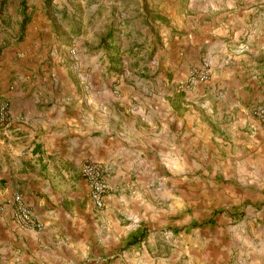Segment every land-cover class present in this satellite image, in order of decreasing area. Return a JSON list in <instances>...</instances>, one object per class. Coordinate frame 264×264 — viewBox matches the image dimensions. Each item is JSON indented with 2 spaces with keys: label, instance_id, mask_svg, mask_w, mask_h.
<instances>
[{
  "label": "crops",
  "instance_id": "0c3cea01",
  "mask_svg": "<svg viewBox=\"0 0 264 264\" xmlns=\"http://www.w3.org/2000/svg\"><path fill=\"white\" fill-rule=\"evenodd\" d=\"M115 4L122 16L110 9L99 26L91 13L69 42L78 55L63 58L60 38L80 25L76 0H0V103L11 102L13 118L0 124V264H103L97 257L136 231L164 225L177 234L180 264L189 248L201 264H264V121L254 112L264 106V0ZM120 35L151 46L149 57L126 61L133 50L117 47ZM106 46L125 54L112 73ZM203 61L210 79L181 90ZM86 160L106 169L101 209L81 173ZM16 194L42 230L15 218ZM210 218L188 245L189 224ZM137 245L131 264H170Z\"/></svg>",
  "mask_w": 264,
  "mask_h": 264
},
{
  "label": "rangeland",
  "instance_id": "374dc122",
  "mask_svg": "<svg viewBox=\"0 0 264 264\" xmlns=\"http://www.w3.org/2000/svg\"><path fill=\"white\" fill-rule=\"evenodd\" d=\"M76 2H77V5H79L78 12L80 13L79 14L80 17L79 16L78 17L80 20V25H78L79 28H77L76 31H74V37L69 38V37H67V35H63L62 38H60L61 45L58 48L61 50L59 51V55L63 58L66 57V55H68V56L72 55L73 56L72 49H75V47H71L73 43H72V41H71V43H69L70 39L76 38L79 40V37L84 32L83 26L87 25L86 21H87V18H89L91 13L93 14V15L91 14L93 18H97V25H99L98 19H100L102 17V15H108L110 13V9H113V12H111V13L117 17H121L122 16L121 14L123 12H125L124 8L121 10H119V9L116 10L117 6L115 3H117L118 0H76ZM112 7H114V8H112ZM95 8L99 12L98 15H95V13H94ZM84 14H86L85 18L83 16ZM97 25L95 26V23H94L93 27L95 29H98L100 25L98 27H97ZM135 35H137V34H135ZM119 37H120L119 43H118L119 46H117L119 49H122L124 52H126L128 50V48H132V50H133L132 51L133 54H131V55L129 54V55L130 56L134 55V56L130 59H128L126 57V61H129V60L134 61V58L137 55L144 56V58L149 57L148 53L152 52L151 46H147V45L143 44V42H141L140 45H138V44L132 45L131 43H133L134 40H137V39H135V37L133 35L131 36V38H129L128 36L127 37L125 36L124 38H122L121 35ZM138 41H141V40H138ZM67 46H70V48ZM117 47H115V46H112L109 48H108V46L103 47L105 49L104 53H107V56L106 55L105 56H106V60L108 59V61H107V63L105 61L104 64L102 62H100V63H102V65H105V63L108 65L110 64L108 66L109 69L107 70L108 73L115 72L117 70V67H121V66H118L119 63L117 64L115 62H112V59L113 58L119 59V58H121L120 56H123V55L125 56V54L122 53L121 50H118ZM247 48H248L247 46H242L240 50L242 52H244L247 50ZM83 50H85V49L83 48L80 51L81 55L83 53L86 55H89V52H86ZM100 50L101 49H97L96 52L91 51V53L92 54L98 53V52H100ZM53 51L55 52V49H53ZM136 51L139 52V54H136ZM76 55H78V51L76 52ZM47 56H48L47 60H49V62H50L49 66L51 67V66H53V63H55L51 59V57H52L51 50H50V52H48ZM144 63H145V61H143L142 63L140 62L139 64L143 65ZM122 67H123V65H122ZM141 68L146 69V65H143ZM129 69H131V68H129ZM123 71L125 72L124 68H123ZM199 175L200 174H197L194 176L197 177ZM191 178H193L192 175H191ZM157 208L161 209L162 205H157ZM197 208H198V206H194L193 204H189L188 209H187V213L190 216H193L194 214L198 213ZM217 212L218 211H215V213H217ZM209 224H212L211 218L205 219L202 221L194 219V221H192L189 224L188 230H187L189 236H191L188 239V245H190V243H193V239L196 237V234L192 233L193 230H195L199 227H203L205 225H209ZM161 228H163V231H160L159 226H156L155 230H153V228H151V232H146V237L144 238L145 246L146 247L151 246V247L155 248L154 249L155 254L160 259L169 260L168 263H170V264H175V262L177 264H180L179 258H178L179 254L181 252L180 245H177V244L175 245V240H177V234H173L171 226L164 225V227H161ZM147 229H148V227L145 228V230H147ZM151 233L157 234L155 246L152 244L153 240L149 242V235ZM129 239H130V237H128L123 242V245L120 249L107 253V255L105 257H107L108 260L106 262H104L103 264L113 263L118 258H121V257H124L125 262H130V264H131L132 263L131 259L138 257V255H137L138 245L136 244V245L127 246V242ZM183 256L184 255H182V257ZM203 259H204V257L201 254L195 253L192 250V248H189V250L186 252L185 260L183 259L184 261H182L181 264H201L203 262ZM143 260H144L145 264H149L146 256H145V258H143Z\"/></svg>",
  "mask_w": 264,
  "mask_h": 264
},
{
  "label": "built area",
  "instance_id": "2783aa9c",
  "mask_svg": "<svg viewBox=\"0 0 264 264\" xmlns=\"http://www.w3.org/2000/svg\"><path fill=\"white\" fill-rule=\"evenodd\" d=\"M72 53L76 54V50L72 49ZM211 77V64L203 61L201 65L191 68L186 81L180 83L181 90H188L198 82H207ZM255 114L264 121V106L257 108ZM11 102L4 100L0 103V124L8 125L12 122ZM83 178L88 183L91 190V198L98 208L105 206V197L110 190L105 167L96 161L86 160L81 166ZM15 218L18 222L29 229L42 230L44 225L37 221L33 211L23 199L21 194L14 197ZM108 259L105 256L97 257L96 261L104 263Z\"/></svg>",
  "mask_w": 264,
  "mask_h": 264
},
{
  "label": "trees",
  "instance_id": "16d2710c",
  "mask_svg": "<svg viewBox=\"0 0 264 264\" xmlns=\"http://www.w3.org/2000/svg\"><path fill=\"white\" fill-rule=\"evenodd\" d=\"M28 21H29V19H26L25 18V22L27 23ZM108 37H109V35H107L104 40L106 41L108 39ZM145 237H146V233L145 232H143V231H139V232L136 231L131 236V238L128 240L127 246L136 245V244L140 243L141 241H143Z\"/></svg>",
  "mask_w": 264,
  "mask_h": 264
}]
</instances>
